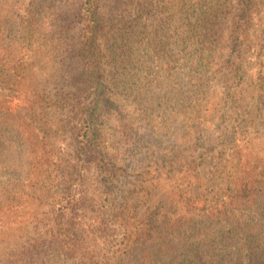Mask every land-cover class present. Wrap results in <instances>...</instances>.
<instances>
[{
  "label": "trees",
  "instance_id": "obj_1",
  "mask_svg": "<svg viewBox=\"0 0 264 264\" xmlns=\"http://www.w3.org/2000/svg\"><path fill=\"white\" fill-rule=\"evenodd\" d=\"M107 3L0 0V88L8 89L25 110L22 114L12 101L0 98V171L19 165L25 171L22 179L35 181L49 199L54 198V179L45 174L53 162L67 161L51 148L68 125H76V158L105 162L111 175L108 188L117 189L118 171L135 165L123 156L130 152L135 161L139 151L134 125H158L159 107L167 122L173 112L168 110L179 105L170 104L172 98L189 102L194 115L190 125H210L216 112L212 86L218 80L236 85L248 77L245 55L256 48L254 107L264 110V12L259 15L264 0H128L114 22ZM75 4L82 22L78 33L69 15ZM232 85L222 91L224 96L236 91ZM238 102L231 100L221 113L240 112L244 105ZM111 125L118 126L123 138ZM203 135L199 130L194 145ZM125 138H133L134 144L129 146ZM214 165L219 172L228 167ZM76 166L73 158L69 168ZM223 178L231 195L221 209L204 215L207 222L199 235L202 241L238 237L258 248L264 242V178L236 169ZM120 195L129 203L128 196ZM74 199L76 206L85 196ZM243 215L246 236L239 220ZM227 222L236 226L225 230Z\"/></svg>",
  "mask_w": 264,
  "mask_h": 264
},
{
  "label": "rangeland",
  "instance_id": "obj_2",
  "mask_svg": "<svg viewBox=\"0 0 264 264\" xmlns=\"http://www.w3.org/2000/svg\"><path fill=\"white\" fill-rule=\"evenodd\" d=\"M105 1L110 22L127 9L128 0ZM260 9L259 15L264 12V4ZM78 13L75 4L69 15L77 33L82 25ZM251 39L256 45L254 35ZM256 55L257 48L245 55L243 67L248 77L236 85L225 80H218L219 85L211 81L215 92L210 97L216 99V112L210 125H190L194 120L190 104L178 98L169 101L179 105L168 110L173 112L168 113L167 122L166 113L159 107L158 125H134L139 132V141H135L139 151L135 161L130 152L123 156L126 163L135 165L124 173L118 171L117 189L108 188L111 175L105 162L90 163L74 155L76 125H68L67 132L59 135L61 140L56 147L51 148L55 155L67 160L64 164L53 162L45 174L54 179L53 199L35 188V181L23 180L25 171L19 165L3 168L0 264H245L249 259L264 264V242L256 248V243L245 244L238 237L202 241L199 235L207 222L204 215L221 209L231 195L222 180L229 169L264 178V110L254 107L258 96L257 90L254 92ZM230 85L236 91L231 97L224 96L222 91ZM241 89H245V101ZM0 98L20 108V101L8 89L0 88ZM236 99L244 105L240 112L222 114V109H228L230 101ZM211 107L203 114H208ZM20 111L25 112L23 106ZM111 127H116L123 138L117 125ZM199 130L204 135L194 145ZM125 139L129 146L134 144L133 138ZM73 158L77 169L69 168ZM219 162L228 165L225 171L215 168ZM111 190L113 196L106 198ZM120 193L128 196L129 203L123 201ZM81 194L85 200L75 206L74 198ZM243 216L239 220L246 236L247 217ZM231 226L236 224L227 222L224 229Z\"/></svg>",
  "mask_w": 264,
  "mask_h": 264
}]
</instances>
